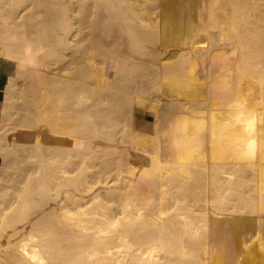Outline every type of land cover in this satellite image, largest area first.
<instances>
[{
  "label": "bare ground",
  "instance_id": "bare-ground-1",
  "mask_svg": "<svg viewBox=\"0 0 264 264\" xmlns=\"http://www.w3.org/2000/svg\"><path fill=\"white\" fill-rule=\"evenodd\" d=\"M0 57V264H264V0H0Z\"/></svg>",
  "mask_w": 264,
  "mask_h": 264
},
{
  "label": "crops",
  "instance_id": "crops-1",
  "mask_svg": "<svg viewBox=\"0 0 264 264\" xmlns=\"http://www.w3.org/2000/svg\"><path fill=\"white\" fill-rule=\"evenodd\" d=\"M15 70L16 64L13 61L0 57V91L8 78L15 73Z\"/></svg>",
  "mask_w": 264,
  "mask_h": 264
},
{
  "label": "rangeland",
  "instance_id": "rangeland-1",
  "mask_svg": "<svg viewBox=\"0 0 264 264\" xmlns=\"http://www.w3.org/2000/svg\"><path fill=\"white\" fill-rule=\"evenodd\" d=\"M137 122L138 123H142L143 122V119L140 117V116H138V118H137ZM8 136H11V135H8ZM34 136V135H33ZM33 136H28V137H25V136H23V135H21V134H19V135H17V138H18V140H22V141H29V142H32L33 141ZM8 138H11V137H8ZM0 162H1V158H0ZM260 204V203H259ZM252 214V213H251ZM257 216H258V221L256 222V226H257V228L255 229V231H250L249 232V236H251V237H255L256 235V237H255V239L257 238H259V241L260 240H262L263 239V237H262V233H263V230H261V226H262V223H264L263 222V220H264V218H263V216L261 215V213H258L257 214Z\"/></svg>",
  "mask_w": 264,
  "mask_h": 264
}]
</instances>
